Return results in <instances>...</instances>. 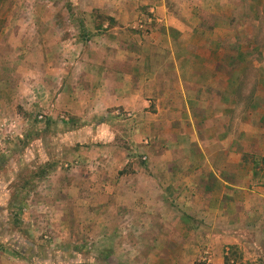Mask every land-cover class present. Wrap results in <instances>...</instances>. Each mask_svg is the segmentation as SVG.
I'll list each match as a JSON object with an SVG mask.
<instances>
[{"label":"crops","instance_id":"1","mask_svg":"<svg viewBox=\"0 0 264 264\" xmlns=\"http://www.w3.org/2000/svg\"><path fill=\"white\" fill-rule=\"evenodd\" d=\"M125 1L102 26L86 12L81 39L70 13L28 12L9 41L33 45L41 131L70 166L48 191L62 258L261 264L264 0ZM7 100L0 114H13Z\"/></svg>","mask_w":264,"mask_h":264},{"label":"rangeland","instance_id":"2","mask_svg":"<svg viewBox=\"0 0 264 264\" xmlns=\"http://www.w3.org/2000/svg\"><path fill=\"white\" fill-rule=\"evenodd\" d=\"M124 2L0 0V93L3 97L5 93L8 104L13 106V114H0V264H67L62 253L68 244L54 240L51 222L62 217L60 212L54 215L48 207L53 196L48 191L54 169L64 173L70 171V166L53 161L49 139L41 131L49 120L42 98L45 85L38 75L28 74L33 45L24 44L25 50L18 51L9 41L14 43L12 37L28 12L39 13L41 17L49 12L61 17L62 12L70 13L68 36L81 39L85 37L82 29L86 12L103 16L101 11L126 9Z\"/></svg>","mask_w":264,"mask_h":264},{"label":"built area","instance_id":"3","mask_svg":"<svg viewBox=\"0 0 264 264\" xmlns=\"http://www.w3.org/2000/svg\"><path fill=\"white\" fill-rule=\"evenodd\" d=\"M194 264H214L212 258L208 253L203 255L200 259H198Z\"/></svg>","mask_w":264,"mask_h":264},{"label":"trees","instance_id":"4","mask_svg":"<svg viewBox=\"0 0 264 264\" xmlns=\"http://www.w3.org/2000/svg\"><path fill=\"white\" fill-rule=\"evenodd\" d=\"M98 20L101 22L100 26H102L103 21H105L104 18H103V16H99V19ZM77 264H88V263H77Z\"/></svg>","mask_w":264,"mask_h":264}]
</instances>
